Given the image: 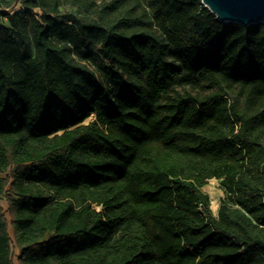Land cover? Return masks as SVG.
Returning a JSON list of instances; mask_svg holds the SVG:
<instances>
[{"label": "trees", "instance_id": "trees-1", "mask_svg": "<svg viewBox=\"0 0 264 264\" xmlns=\"http://www.w3.org/2000/svg\"><path fill=\"white\" fill-rule=\"evenodd\" d=\"M13 4L0 13V264H264V24L221 23L200 0L0 9Z\"/></svg>", "mask_w": 264, "mask_h": 264}, {"label": "water", "instance_id": "water-1", "mask_svg": "<svg viewBox=\"0 0 264 264\" xmlns=\"http://www.w3.org/2000/svg\"><path fill=\"white\" fill-rule=\"evenodd\" d=\"M221 23L247 27L264 24V0H200Z\"/></svg>", "mask_w": 264, "mask_h": 264}, {"label": "rangeland", "instance_id": "rangeland-1", "mask_svg": "<svg viewBox=\"0 0 264 264\" xmlns=\"http://www.w3.org/2000/svg\"><path fill=\"white\" fill-rule=\"evenodd\" d=\"M97 4H99L101 2V0H94ZM2 10H6V11H12V13L19 11L20 10V6L18 4H13L11 5L9 8H1ZM59 11L61 14H66V13H70L72 14L74 17H76L78 20H80L82 23H90L92 21V19L90 17H88L87 15H85L84 13H82L79 9L70 6V5H64L61 4ZM175 90L179 91L182 93V88L176 86ZM193 93H202V94H207L208 92H210V89L205 87L204 89H199L198 87H194L192 89ZM94 117L90 116V118L86 121V124L93 121ZM206 195H208L209 200H210V205H209V211L210 214L213 217H217V212L219 209L220 204L223 201H226L225 198V194L222 190V188L220 187L219 183L215 180H211L208 182L207 186L202 190ZM1 208L3 209L4 212L7 211V206L5 201H1L0 203ZM5 217L8 221V216L7 213L5 214ZM7 234L11 239V230L10 228L7 229ZM11 254L13 256L14 259V263H15V257L17 255V250L13 247V245H11Z\"/></svg>", "mask_w": 264, "mask_h": 264}, {"label": "built area", "instance_id": "built-area-1", "mask_svg": "<svg viewBox=\"0 0 264 264\" xmlns=\"http://www.w3.org/2000/svg\"><path fill=\"white\" fill-rule=\"evenodd\" d=\"M20 9H21V7H20ZM34 13H38L39 15H40V12L38 11V10H34L33 11ZM0 13H2V14H6V13H8V14H13L12 13V11H6V10H2V9H0ZM6 24V19L4 18V17H1L0 16V28L3 26V25H5Z\"/></svg>", "mask_w": 264, "mask_h": 264}]
</instances>
